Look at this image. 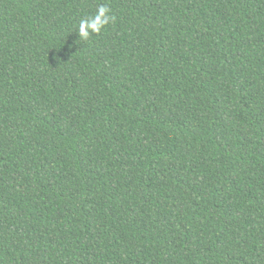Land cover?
<instances>
[{
	"label": "trees",
	"instance_id": "1",
	"mask_svg": "<svg viewBox=\"0 0 264 264\" xmlns=\"http://www.w3.org/2000/svg\"><path fill=\"white\" fill-rule=\"evenodd\" d=\"M0 264H264V0H0Z\"/></svg>",
	"mask_w": 264,
	"mask_h": 264
},
{
	"label": "clouds",
	"instance_id": "2",
	"mask_svg": "<svg viewBox=\"0 0 264 264\" xmlns=\"http://www.w3.org/2000/svg\"><path fill=\"white\" fill-rule=\"evenodd\" d=\"M111 20L110 10L107 6H101L95 17L87 18L81 21L79 29V38L87 40L92 33H99L105 28Z\"/></svg>",
	"mask_w": 264,
	"mask_h": 264
}]
</instances>
